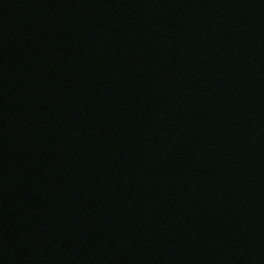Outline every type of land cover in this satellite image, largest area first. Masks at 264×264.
Wrapping results in <instances>:
<instances>
[{
    "label": "water",
    "instance_id": "obj_1",
    "mask_svg": "<svg viewBox=\"0 0 264 264\" xmlns=\"http://www.w3.org/2000/svg\"><path fill=\"white\" fill-rule=\"evenodd\" d=\"M0 264H264V0H0Z\"/></svg>",
    "mask_w": 264,
    "mask_h": 264
}]
</instances>
